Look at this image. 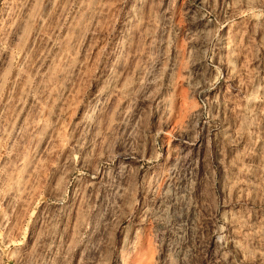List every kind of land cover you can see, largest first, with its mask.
<instances>
[{
  "label": "rangeland",
  "instance_id": "rangeland-1",
  "mask_svg": "<svg viewBox=\"0 0 264 264\" xmlns=\"http://www.w3.org/2000/svg\"><path fill=\"white\" fill-rule=\"evenodd\" d=\"M0 264H264V0H0Z\"/></svg>",
  "mask_w": 264,
  "mask_h": 264
}]
</instances>
